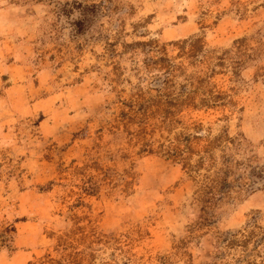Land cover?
<instances>
[{
  "label": "rangeland",
  "instance_id": "374dc122",
  "mask_svg": "<svg viewBox=\"0 0 264 264\" xmlns=\"http://www.w3.org/2000/svg\"><path fill=\"white\" fill-rule=\"evenodd\" d=\"M0 264H264V0H0Z\"/></svg>",
  "mask_w": 264,
  "mask_h": 264
}]
</instances>
